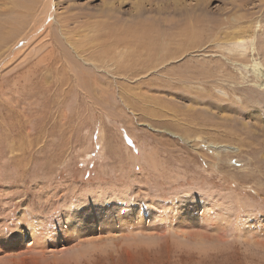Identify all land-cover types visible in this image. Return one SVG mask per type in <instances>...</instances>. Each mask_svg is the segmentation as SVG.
I'll list each match as a JSON object with an SVG mask.
<instances>
[{"label": "rangeland", "instance_id": "obj_1", "mask_svg": "<svg viewBox=\"0 0 264 264\" xmlns=\"http://www.w3.org/2000/svg\"><path fill=\"white\" fill-rule=\"evenodd\" d=\"M19 1L0 0L20 25L0 46V245L23 220L61 230L0 264H264V0H52L48 20Z\"/></svg>", "mask_w": 264, "mask_h": 264}, {"label": "bare ground", "instance_id": "obj_2", "mask_svg": "<svg viewBox=\"0 0 264 264\" xmlns=\"http://www.w3.org/2000/svg\"><path fill=\"white\" fill-rule=\"evenodd\" d=\"M23 1L20 0L19 3H17V5H23L22 4ZM112 3V2H111ZM113 4V3H112ZM114 7V6H111ZM22 8V7H21ZM24 8V7H23ZM22 8V9H23ZM55 10L54 5H53V1L49 0L48 1V5L46 7L45 10V14H46V20H48L51 17V14L53 13V11ZM111 10V9H110ZM28 12V11H27ZM7 16V15H6ZM53 16V15H52ZM5 17V16H4ZM6 19V18H5ZM11 20V19H10ZM20 20V19H19ZM14 21V20H13ZM23 21V20H21ZM45 21V20H44ZM24 22V21H23ZM17 23V24H16ZM19 22H15V23H8L6 22V20H2L0 21V46L1 44L6 43L8 40H10L12 38V36L14 35L13 31H17L19 26ZM8 28V29H5ZM24 28V26H23ZM146 28V27H145ZM145 28H140L141 35L139 33L135 34V35H140V36H148L149 31ZM132 32V31H130ZM129 32V33H130ZM19 34V33H18ZM17 34V35H18ZM15 36V35H14ZM234 36V35H233ZM138 36H135L134 39H137ZM242 40V39H241ZM13 42V40H11ZM20 41V40H19ZM21 42V41H20ZM23 42V41H22ZM239 42V41H238ZM128 46V45H127ZM120 216V215H119ZM121 218V217H120ZM18 220V218H17ZM84 221V220H83ZM81 222L80 224L83 225L84 222ZM23 226L22 228H14L15 230L12 231V233H10L9 237H8V245L6 244V246H1V249L4 251L5 255L8 257L7 261H12V258L9 257V254H11V252L16 251L18 248L20 249L21 246H23V241L25 240L26 235L30 237L31 243H29V246H26L27 251H33L36 250L35 248H37L38 250H36L35 252L38 253H43L44 250H46L48 247H55L56 244L55 242L52 241V239L50 240V235L53 233H58L59 230H61V228L59 227V225L57 224L56 227H44L42 225H40L39 223H36L35 221L32 222H24L23 220ZM42 223V222H41ZM43 224V223H42ZM80 225V226H81ZM17 226V225H16ZM23 229V230H22ZM64 229V228H63ZM72 225H68V227H66L65 231H64V235H63V242L68 241L69 239L71 240L72 238H75L76 240L78 239L77 235L78 233L75 231ZM79 231V230H78ZM63 232V231H61ZM3 234L6 235L7 231H3ZM2 234V235H3ZM8 234V233H7ZM63 234V233H62ZM80 234V233H79ZM76 236V237H75ZM56 238V237H55ZM66 240V241H65ZM14 245V247L10 248L9 246ZM25 249V250H26ZM24 250V249H23ZM20 249V251H23ZM125 253L127 255V260L128 262L131 264L132 262H134V257L132 255V251L129 252L128 249L126 247L122 248L121 254ZM13 256V255H12ZM44 257V256H43ZM120 257V256H118ZM34 258V257H33ZM24 257L21 258L19 260V262L23 261ZM37 259V258H35ZM33 259V260H35ZM39 259V258H38ZM37 259V260H38ZM43 259V258H42ZM3 260V259H2ZM1 262V261H0ZM3 262V261H2ZM15 262V261H14ZM16 264V263H15Z\"/></svg>", "mask_w": 264, "mask_h": 264}, {"label": "snow or ice", "instance_id": "obj_3", "mask_svg": "<svg viewBox=\"0 0 264 264\" xmlns=\"http://www.w3.org/2000/svg\"><path fill=\"white\" fill-rule=\"evenodd\" d=\"M0 239H3V237H0Z\"/></svg>", "mask_w": 264, "mask_h": 264}]
</instances>
